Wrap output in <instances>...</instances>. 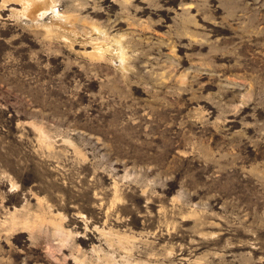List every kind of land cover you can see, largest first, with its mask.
I'll return each instance as SVG.
<instances>
[{
    "label": "rangeland",
    "instance_id": "obj_1",
    "mask_svg": "<svg viewBox=\"0 0 264 264\" xmlns=\"http://www.w3.org/2000/svg\"><path fill=\"white\" fill-rule=\"evenodd\" d=\"M0 264H264V0H0Z\"/></svg>",
    "mask_w": 264,
    "mask_h": 264
},
{
    "label": "bare ground",
    "instance_id": "obj_2",
    "mask_svg": "<svg viewBox=\"0 0 264 264\" xmlns=\"http://www.w3.org/2000/svg\"><path fill=\"white\" fill-rule=\"evenodd\" d=\"M44 14H41V15H39V16H43Z\"/></svg>",
    "mask_w": 264,
    "mask_h": 264
}]
</instances>
